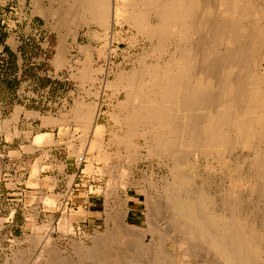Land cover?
Returning a JSON list of instances; mask_svg holds the SVG:
<instances>
[{
	"label": "rangeland",
	"instance_id": "1",
	"mask_svg": "<svg viewBox=\"0 0 264 264\" xmlns=\"http://www.w3.org/2000/svg\"><path fill=\"white\" fill-rule=\"evenodd\" d=\"M61 1L43 0L50 10L44 15L33 12L32 0H0V119L9 121L19 112L8 129L0 130V264H226L207 238L190 232L174 207L180 188L181 198L191 199L204 190L211 213L232 223L238 217L244 229L249 222L263 231L264 140L251 137L259 123L245 126L242 136L229 132L227 138L235 144L229 151L188 146L175 155L149 145L140 135L152 124L125 120L130 108L123 107L127 90L119 81L163 67L179 51L177 39L148 36L122 17L109 28L82 21V11L74 13L66 0L67 21ZM108 1L112 13L117 6H129L124 0ZM246 2L249 14L243 25L250 37L226 38L219 49L240 44L252 51L250 74L263 76L264 1ZM145 4L135 2L149 15V28L157 27L161 19ZM208 4L215 19L241 13L235 3L227 12L225 0ZM61 21L65 25L59 26ZM61 35L68 60L63 66L56 60ZM189 39L195 42L199 35L191 33ZM82 45L93 47L95 72L87 80L80 76L87 58ZM244 65L241 61L235 69ZM79 101L93 107L89 126L73 113ZM49 114L65 120L52 130L54 142L27 148L45 131L40 130L41 116ZM131 133L134 146L123 140ZM174 173L189 178L188 183L183 185ZM161 233L168 239L161 242ZM170 235L180 237L179 244Z\"/></svg>",
	"mask_w": 264,
	"mask_h": 264
},
{
	"label": "bare ground",
	"instance_id": "2",
	"mask_svg": "<svg viewBox=\"0 0 264 264\" xmlns=\"http://www.w3.org/2000/svg\"><path fill=\"white\" fill-rule=\"evenodd\" d=\"M65 1L62 0L61 3H65ZM67 1L70 5L68 7L74 8V13L78 10L82 11V21L108 27L112 26L113 20L117 21V18L122 17L148 36L169 35L177 39L179 51L176 55L170 56L163 67H152L144 72L143 77L135 72L121 77V81H119L126 84L125 89L127 90V99L123 107L130 108L125 120L130 124L148 120L152 124L146 133L140 135V138L149 142V145L153 144L154 147L170 151L171 154L188 146L199 147L201 150L209 149L210 152L220 148L229 151L235 144L229 141L227 134L238 132L242 136L245 126L257 123L260 126L253 130L251 137L264 140V75L250 74L251 70L247 67V63L252 60L253 53L243 49L242 45L237 44L235 49L227 51L219 49V44L224 43L226 38H231L236 42V38L247 33L243 19L248 16L249 10L244 6V3L251 0H225L227 12H229L231 4L235 3L240 7L241 13L239 16L231 14L230 18L224 19L212 18L214 9H210L209 0H145L146 9L155 8L157 16L162 21L157 27L151 28L145 22V17L148 14L145 16L144 9L135 6L136 0H124L125 4L129 6H117L116 10L114 9L115 13L111 12L108 0ZM140 2L142 4V1ZM76 14H73V21ZM67 15L68 10L66 9L62 17L67 20ZM62 21L59 22L60 25L64 24ZM120 23H122L121 20ZM169 29L172 30L169 31ZM191 33L198 34L199 40L190 41ZM94 35L100 36V34ZM246 35L250 37L249 34ZM244 43L246 42H243V46ZM62 45L64 46L65 43ZM81 48L88 58L84 61L80 76L82 80L91 79L95 72L91 57L93 47L82 45ZM242 54L246 56L243 58L244 60L239 58ZM241 61L245 64L244 67L236 70L235 67ZM147 76L150 79L146 81ZM138 80L142 81L138 82ZM93 112V107L86 105L84 101L77 102L73 110V113H79L76 119L82 122L83 126L90 125V117ZM133 135L135 134L131 133L125 136L123 140L126 145L134 146L132 144ZM176 173L173 176L186 185L188 183L186 180L189 181V178H184L185 176L182 177L180 173ZM178 192H183L182 188ZM180 193L179 199H177L178 203L174 208L186 218L185 226L190 229L191 233H195V235L197 233L199 236L207 238L210 247L224 259L226 264H264V228L263 231H260V228L256 229L255 226L253 227L250 225L251 223L247 222L245 223L247 229H244L243 222L236 221L238 217L232 223L230 222L232 220L222 218V215L217 211L211 213L207 203L209 195L204 190L198 191L193 199L188 196L181 198L182 194ZM213 202L211 201V204ZM232 209L233 207H230V211ZM107 233L109 234L108 231ZM128 234H130L129 231ZM161 234V242L168 239L167 235ZM104 237L103 239L106 238ZM178 238L171 237L176 244L180 242V237ZM109 239L106 240L109 241ZM97 244L94 246H98ZM96 249L98 250V248ZM109 253L111 252L109 251ZM61 264L63 263L61 262Z\"/></svg>",
	"mask_w": 264,
	"mask_h": 264
},
{
	"label": "crops",
	"instance_id": "3",
	"mask_svg": "<svg viewBox=\"0 0 264 264\" xmlns=\"http://www.w3.org/2000/svg\"><path fill=\"white\" fill-rule=\"evenodd\" d=\"M32 3H33L32 5H33V8H34L33 12L42 13L44 15H50V10H49V8L46 7V5L43 2V0H32ZM61 4H64V3H61ZM66 9L67 8H65V6L61 8V10H66ZM58 24H59V22H58ZM59 26H60V24H59ZM61 42L65 43V45L63 46L62 45L63 43H61ZM66 52H67L66 41H65L64 36L61 35V37L59 39L58 52H57V55H56L57 63L59 65H61V66L65 65L68 62V60L66 58ZM61 55H62V57H61ZM86 56H87V54H86ZM92 56H93V50H92V53H91V57ZM87 58H86V60H87ZM92 66H93V63H92ZM29 116L36 117L37 114L31 112V113H29ZM18 117H19V112L15 113V115H14V117L12 119H14L16 121L18 119ZM12 119H10V120H12ZM41 119H42V122H41L40 130H45V131L38 132L34 136V138L31 140V143H29L27 145V148H29L31 150H36L37 148H39L40 146H43L46 143H53L54 142V139H53L54 135L52 133V130L54 129L55 126H58V125L61 126L63 124V122L65 121V120L59 119L58 116L51 115V114L43 115V116H41ZM10 120L3 122L0 119V130L8 129L9 124H11V123H9ZM28 128H29V126H28ZM6 131L7 130H5V132ZM37 165L39 167V164H37ZM38 167H37V169H38ZM58 175H60L59 170H58Z\"/></svg>",
	"mask_w": 264,
	"mask_h": 264
},
{
	"label": "built area",
	"instance_id": "4",
	"mask_svg": "<svg viewBox=\"0 0 264 264\" xmlns=\"http://www.w3.org/2000/svg\"><path fill=\"white\" fill-rule=\"evenodd\" d=\"M84 161V160H83Z\"/></svg>",
	"mask_w": 264,
	"mask_h": 264
}]
</instances>
